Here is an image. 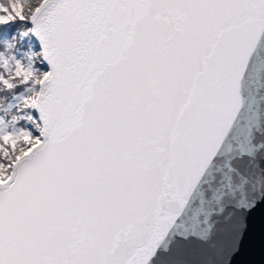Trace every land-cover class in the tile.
<instances>
[{"label": "water", "instance_id": "95a60500", "mask_svg": "<svg viewBox=\"0 0 264 264\" xmlns=\"http://www.w3.org/2000/svg\"><path fill=\"white\" fill-rule=\"evenodd\" d=\"M35 145L0 181V264H264V0H42Z\"/></svg>", "mask_w": 264, "mask_h": 264}, {"label": "rangeland", "instance_id": "374dc122", "mask_svg": "<svg viewBox=\"0 0 264 264\" xmlns=\"http://www.w3.org/2000/svg\"><path fill=\"white\" fill-rule=\"evenodd\" d=\"M41 1L0 0V2H2V5L0 3V8H2L5 13L11 12L12 15L15 14L19 18V27L21 28V25H25V21H28L29 17L39 6ZM9 16L11 15L9 14ZM20 33L22 32L20 31ZM20 75V73L19 75L16 74V79L14 81V86L17 89L18 95L13 97L14 103H18L17 109H15V111L10 114L14 120L10 125L0 121V181H2L1 177L5 175L6 177L8 176L11 168L9 163L13 159L15 161L16 158L25 153L28 149L35 145L39 139V129L35 120L32 122L29 121L32 127L30 130L18 123V121L21 119L28 120V118H30L29 112L35 102L38 85L44 76V72L36 68L32 69L31 67L26 75ZM2 90H6L7 93L12 91L10 88L2 89L0 87V91ZM4 96L5 95H0V99H3ZM0 103H2V100H0ZM11 105L12 104L10 103V107Z\"/></svg>", "mask_w": 264, "mask_h": 264}, {"label": "trees", "instance_id": "16d2710c", "mask_svg": "<svg viewBox=\"0 0 264 264\" xmlns=\"http://www.w3.org/2000/svg\"><path fill=\"white\" fill-rule=\"evenodd\" d=\"M0 3L2 5V2ZM13 15L11 12L5 13L0 8V87L12 90H10L11 92L9 91L10 93H7L6 90L0 91V95H5L3 99H0L2 100V103H0V121L9 125L14 120L10 114L17 109L18 104L13 101V97L18 96L17 89L14 86L16 74L19 75L20 73V76H24L31 67L32 69L42 70L45 73V69L41 65L38 48L30 37V27L27 21H25V25H21V29L19 27V18L15 14ZM10 103L12 104L11 107ZM29 113L30 118L28 120L21 119L18 121V123L25 126L28 130L32 128L29 121L35 120L37 124L32 109H30ZM5 178L6 175L1 177V180Z\"/></svg>", "mask_w": 264, "mask_h": 264}]
</instances>
